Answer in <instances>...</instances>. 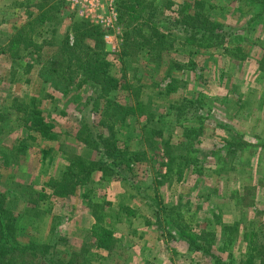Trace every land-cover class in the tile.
Masks as SVG:
<instances>
[{"label":"rangeland","instance_id":"1","mask_svg":"<svg viewBox=\"0 0 264 264\" xmlns=\"http://www.w3.org/2000/svg\"><path fill=\"white\" fill-rule=\"evenodd\" d=\"M41 1L0 0V247L31 252L8 261L43 264L34 247L50 246L60 264H264L253 249L264 243V0ZM197 1L226 36L188 39L175 22ZM77 51L108 61L112 118L81 112L98 93L73 89ZM33 108L56 140L28 129ZM86 115L115 147L145 158L99 169ZM99 215L114 232L110 250L94 244Z\"/></svg>","mask_w":264,"mask_h":264},{"label":"trees","instance_id":"2","mask_svg":"<svg viewBox=\"0 0 264 264\" xmlns=\"http://www.w3.org/2000/svg\"><path fill=\"white\" fill-rule=\"evenodd\" d=\"M50 1L53 0H42L40 3V8H43L47 5H49ZM124 3L129 2L128 0H124ZM201 1H197V7L200 9L196 10L195 15H189L184 14L182 21H176L175 23L177 25H180L184 28V32L188 34L189 40H199L203 38V36L206 35H216L220 37L226 36V32H222L223 26L219 23L213 22L210 20V15L204 13L201 10ZM127 6L123 9V15H126ZM90 25L86 22H81L80 27H84V29L87 31V34L90 35V37H95L97 40L100 41L101 33L100 29L97 27H88ZM89 28V29H88ZM130 31H127L125 35L130 36ZM33 42H28L27 44L30 45ZM102 42H99L98 45H100ZM241 52L242 49H239ZM243 52V51H242ZM74 58L76 61V65L79 69V79L77 81L76 87L74 86L73 89L75 92H81V90L85 89L84 91H88L87 87L95 88V91L97 94L96 97H92L90 95H86L81 103V112L83 110H93L92 112H96V114H99L100 118L103 116L112 118L111 114H109L110 108H113L115 105H118L119 103L109 97V93L112 89L118 87V83L113 77H110L107 75L106 69H104L106 66L109 65L108 61L106 60L105 56L102 55L100 51H96L92 53L89 56L82 55L79 51L74 53ZM73 56L68 58V61L70 65H73L74 60ZM264 61V59H263ZM54 65H57V63L54 62ZM46 68V67H45ZM42 76L48 80L49 77L45 75V73H41ZM67 83L73 84V80L70 77H66ZM54 85L58 84L56 82H52ZM178 89V86L172 82L168 85L166 91L167 93L175 92ZM86 94V93H84ZM104 102V103H103ZM103 110H102V109ZM103 111V113H100ZM80 112V111H79ZM87 112V111H85ZM99 112V113H98ZM84 124L86 127L90 129L89 136L90 138H94V134L97 135L98 138H96V146L95 148L98 149L99 154L101 153L100 159L98 161H92L93 164L99 165V169L103 171H108L111 169H115V167L124 166V168L131 169V165L137 163L138 161L145 158V155L141 153V151H133L130 149L120 150V148L115 147L113 143H111V139L108 137H105L103 133H100L98 129L92 128V123L95 125H98L95 121V116H87L85 117ZM28 129L30 131H33L37 133L41 138L47 139V140H56L58 138V133L56 132L55 125L52 123H49L45 116L43 115V112L40 109L33 108L29 112V117L26 120ZM112 159V160H111ZM171 163L167 164L168 166V174L172 172L173 169V157L171 158ZM112 164L113 166L111 167ZM127 169V170H128ZM116 174H118V177L121 176L122 172L120 170L115 171ZM89 173V171H88ZM123 179H126L125 176L122 177ZM63 182H57L55 183L56 187L61 188L64 187ZM5 206H4V199L1 197L0 194V223L2 222L1 218L3 215L5 216ZM92 230V237L94 238V244L97 248L102 250L111 249L114 243L113 238V229L109 227L108 225L104 224L103 218L99 215L96 217L95 222L92 224L91 227ZM254 238L256 241L261 237V235L258 233H253ZM263 238V237H261ZM199 240V239H198ZM194 248L198 251L203 252V254L212 256L216 262L221 263L220 257L216 254H214L209 246L206 245L205 242L201 243L200 241H190ZM255 247L253 249L257 250V254H261L264 252V243L261 241V243H258L254 245ZM46 247V248H45ZM45 247H34V254L38 252H43V264H60V260L56 256L55 253H49V249H51L50 246ZM42 249V250H41ZM46 249V250H44ZM15 252H26V254H30V251H27L25 248H15V247H0V264H26L27 262H20L18 263H11L9 262V257L14 256ZM7 259V260H6Z\"/></svg>","mask_w":264,"mask_h":264},{"label":"built area","instance_id":"3","mask_svg":"<svg viewBox=\"0 0 264 264\" xmlns=\"http://www.w3.org/2000/svg\"><path fill=\"white\" fill-rule=\"evenodd\" d=\"M111 2H113V0H111ZM110 6H111V3H110ZM111 10L113 13L115 12L114 8H111Z\"/></svg>","mask_w":264,"mask_h":264}]
</instances>
